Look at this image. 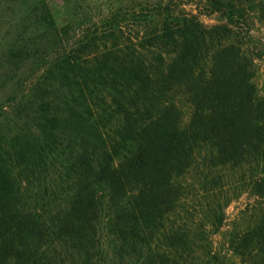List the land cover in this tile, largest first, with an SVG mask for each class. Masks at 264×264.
Instances as JSON below:
<instances>
[{
    "label": "trees",
    "instance_id": "1",
    "mask_svg": "<svg viewBox=\"0 0 264 264\" xmlns=\"http://www.w3.org/2000/svg\"><path fill=\"white\" fill-rule=\"evenodd\" d=\"M54 1L0 54V264H264V0Z\"/></svg>",
    "mask_w": 264,
    "mask_h": 264
},
{
    "label": "rangeland",
    "instance_id": "2",
    "mask_svg": "<svg viewBox=\"0 0 264 264\" xmlns=\"http://www.w3.org/2000/svg\"><path fill=\"white\" fill-rule=\"evenodd\" d=\"M30 0H0V54L4 49L5 40L13 33L15 29L16 17L23 11V7L28 4ZM53 5L54 16L58 24H62L65 19L63 9L54 0H51ZM206 22H213L212 16L202 15ZM253 37L248 40L247 46L255 48L257 51L256 59V78L255 81L258 88L264 91V24L256 18L254 30L251 32ZM26 64V65H25ZM24 69L29 67V62L24 63ZM23 67V66H22ZM11 92L10 88H6L0 92V99H4ZM192 177L197 179L198 175L195 170L189 173ZM189 176V175H188ZM238 177V174H237ZM240 179V178H239ZM234 187L240 185L239 182L233 183ZM190 197L191 211L194 215L199 216L203 211H207L205 203L212 201L214 196L209 193H202L200 190L193 189ZM251 197L247 192H244L239 197L230 201L225 209L226 216L231 222L237 215L239 210L245 206L246 203L252 202ZM195 210V211H194ZM197 211V212H196Z\"/></svg>",
    "mask_w": 264,
    "mask_h": 264
}]
</instances>
